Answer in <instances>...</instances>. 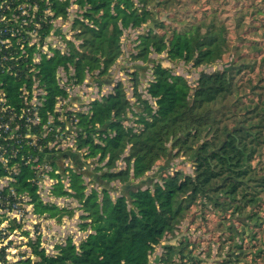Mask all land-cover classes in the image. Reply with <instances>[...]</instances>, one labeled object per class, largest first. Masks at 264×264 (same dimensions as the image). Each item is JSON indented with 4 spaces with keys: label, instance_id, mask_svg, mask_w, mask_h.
Wrapping results in <instances>:
<instances>
[{
    "label": "trees",
    "instance_id": "trees-1",
    "mask_svg": "<svg viewBox=\"0 0 264 264\" xmlns=\"http://www.w3.org/2000/svg\"><path fill=\"white\" fill-rule=\"evenodd\" d=\"M202 1L0 0V6L28 10L30 15L20 14L21 21L29 23V30L36 29L39 37V47H29V37L22 32L26 52L20 51L21 43L13 44L18 59L10 65L16 74L1 73L0 81L15 105L22 88H31L34 79L47 93L39 110V163H49L58 171L52 174L58 180L54 197L79 203L80 228L89 232L79 245L72 236L56 244L55 255L46 253L39 237L30 244L33 258L22 264H150L155 248L167 236H176L196 207L203 214L210 208L219 218L222 235L216 242L227 250L218 264H264V0H238L233 25L221 18L218 8L209 7L210 0L203 2L201 16L181 29L160 17L165 12L167 18L183 24L168 11L178 13L188 2ZM72 6L81 14L72 21L73 38L61 36L65 52L52 46L44 52L54 22H68ZM144 26L147 32L139 33L136 54L130 58L152 64L147 88L151 100L138 92L147 69L138 66L141 74L135 72L132 79L134 102L119 82L86 111L67 112V121H61L57 99L67 98L68 93L58 72L66 73L67 86L82 85L88 76L99 85H111L112 78L107 77L122 56L124 31ZM35 53L40 55L38 63L33 61ZM153 53L195 68L228 62L230 55L233 59L222 71L201 72L192 86L152 59ZM130 113L133 126L125 124ZM45 125L48 133L43 137ZM68 134L74 138L75 150L48 148ZM31 154L29 149L21 151L24 159ZM181 155L194 162L193 174L168 172L172 159ZM91 159L100 173L89 170ZM65 160L72 167H65ZM121 160L124 169L118 167ZM22 162L18 191L34 197L40 217L58 223L66 215L73 217L76 208L44 203L36 195L31 182L35 174ZM156 167L158 173L150 176ZM64 178L69 180L67 188ZM89 184L97 188L89 190ZM114 191L119 195L113 197ZM187 249L165 246L160 264L174 262L177 255L186 258Z\"/></svg>",
    "mask_w": 264,
    "mask_h": 264
},
{
    "label": "built area",
    "instance_id": "built-area-1",
    "mask_svg": "<svg viewBox=\"0 0 264 264\" xmlns=\"http://www.w3.org/2000/svg\"><path fill=\"white\" fill-rule=\"evenodd\" d=\"M33 10L36 12L37 9L35 8ZM20 14L30 15L24 7L11 9L10 6H0V74H16L12 70L14 67L10 65L11 62H17L18 59L16 52L12 51V46L14 43H21L19 46L20 51L23 53L26 52V45L22 43L23 31H26L29 37L27 46L39 47L37 30H29V23L26 21L22 22ZM55 25L56 22H54V28ZM38 27L39 25L35 24V28ZM53 35L52 32V35L45 43L43 47L44 52L49 51V46L65 52V46L63 44V48L51 44L50 39ZM39 59L40 55L35 53L33 61L38 63ZM35 70V68L32 69V71ZM58 79L61 86L65 87L68 93L67 98L59 97L57 99L56 112L61 113L59 117L61 121H67V112L86 111L87 106L91 102L101 100V98L95 97L94 95H88L85 96L86 102H84L85 106L83 108L73 107L71 106L72 100L75 96L79 97V94L82 95L83 92H86V86L93 84L94 79L88 76L82 85L73 84L72 86H67L66 82L68 78L62 69L58 72ZM46 94L39 87L38 80L34 79L31 88L27 86L22 88L20 101L15 105L11 103L7 96L4 82L0 81V264H22L23 260L33 258V248L30 244L37 242L39 237L42 236L39 229L41 218L49 219L47 217H40L36 212V203L33 196L29 195L28 192L21 193L18 191V188H20L18 177L21 172L20 165L23 163V160L24 165L30 167V170L35 174V179H32L31 182H34L36 185V195L44 203L57 204L54 202L56 198L53 195V190L58 180L52 177V174H57L58 171H55L49 163L40 164L37 154L40 139L39 126L41 124L39 110L43 107ZM52 122L53 117L49 115L48 124H52ZM44 130L43 137H46L48 133L47 125L44 126ZM68 130L69 127L66 126L65 131ZM48 148H73L75 150L74 138L71 134L64 137L61 136L59 139L51 142ZM23 149H29L32 152L27 159L21 156ZM33 151H35L34 154ZM68 166H71L70 161L65 160V167ZM62 182L65 188H67L69 180L64 178ZM87 236L88 234H86L83 240ZM74 243L79 245L75 240ZM41 247L45 249L48 255H55L57 253L54 246L52 247V252L49 254L43 246L42 241Z\"/></svg>",
    "mask_w": 264,
    "mask_h": 264
},
{
    "label": "rangeland",
    "instance_id": "rangeland-1",
    "mask_svg": "<svg viewBox=\"0 0 264 264\" xmlns=\"http://www.w3.org/2000/svg\"><path fill=\"white\" fill-rule=\"evenodd\" d=\"M197 3L194 5L193 3H187L185 8L180 9L178 13L176 10H170L169 16L177 17L183 24L174 21L173 19H169L166 17L167 13H163L160 17L166 22L167 25H172L174 28H183L190 22H194L198 17L201 16L204 5L203 2ZM245 0H241L244 2ZM211 4L209 7L218 8L220 10L221 18L229 25H233L235 20L233 18L234 8L238 5V0H210ZM81 10L78 9L77 6H72L70 10V18L68 22H64L63 20L56 21L55 29L52 31L53 36L50 39V42L53 46L63 48L64 45L61 36L66 35L68 38H73V32L71 31V24L73 19L77 18L78 14ZM147 32V27L144 26L139 30H125L124 36L122 37V56L119 61L113 66L111 70V75L107 78H112L111 85H99L97 82L93 84H88L86 86V92L81 94H77L79 97H76L72 100V105L75 107L83 108L85 106L84 102H86V97L88 95L99 97L102 99V96L107 95L111 91V89L119 82L124 83V87L126 93L131 99L132 102L135 101L134 98V73L137 72V75L140 76V70L137 69L138 66L146 67V72L142 74L140 77V83L138 85V92H140L144 98L150 99L147 94V88L149 87V80L152 79V64L146 63L143 61H134L130 58V54H136V45H137V37L139 33L142 34ZM150 57L154 60L162 62L164 66L170 67L172 72L176 75H180L184 77L189 84L192 86L196 85L197 80L201 72L206 73H215L218 71H222L225 69L233 59V56H229L228 62H220L214 65H208L200 68L193 67L192 64H186L183 61H179L177 63H170L167 59L166 54L157 55L153 53ZM231 60V61H230ZM230 61V62H229ZM97 85V86H96ZM78 87V86H77ZM103 90V91H102ZM151 100V99H150ZM72 107V108H73ZM74 109V108H73ZM130 121H127L125 124L127 126H133L135 118L129 114ZM176 152V151H175ZM91 164L89 165L90 171L94 173H100L99 168L97 169L96 165L98 164L95 160H89ZM103 168V165H101ZM118 167L120 169L125 168V162L123 160L118 162ZM175 169L181 170L187 174H193L195 170L194 162L185 155H181L179 157H174L171 161V167L168 172L173 173ZM158 173V168L156 167L153 171L149 173L150 176H154ZM89 178H86V182H88ZM155 181H159L155 178ZM89 190L91 188H97V184H89ZM112 186L118 187L119 184L113 183ZM113 197L119 195L118 191H114L111 193ZM54 202L59 204L60 207L67 209L76 208L79 206V203L75 202L71 198L61 197L54 199ZM196 213L194 219L191 218L192 214ZM83 214L82 210L76 208L75 215L73 217L65 216L62 219L61 223L56 222L54 219H45L41 218L39 223V229L41 235V241L43 246L49 252H52V247H54L59 242L65 240L69 236H72L74 240L80 244L83 238L88 234L84 232L80 228V224L83 222L80 216ZM194 220V221H193ZM219 218L213 213L212 209L208 208V210L203 214L200 212L199 208H193L190 216L182 222L179 226V230L175 233L176 236H167L161 245L155 248L154 254L151 256L150 264H160L158 258L164 257L165 255V246L174 245L179 246L185 249L186 258L181 259L180 255H177L174 258V262L170 264H218L221 262L224 255H226L225 250H221L220 243L216 242L219 240L222 232L220 231ZM223 238V237H222ZM224 241V239H222ZM221 240V242H222Z\"/></svg>",
    "mask_w": 264,
    "mask_h": 264
}]
</instances>
